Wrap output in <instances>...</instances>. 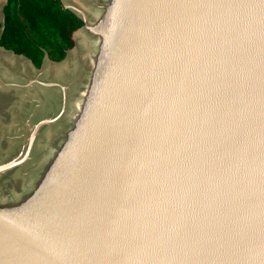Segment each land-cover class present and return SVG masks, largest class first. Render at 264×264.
Returning <instances> with one entry per match:
<instances>
[{
    "label": "water",
    "instance_id": "1",
    "mask_svg": "<svg viewBox=\"0 0 264 264\" xmlns=\"http://www.w3.org/2000/svg\"><path fill=\"white\" fill-rule=\"evenodd\" d=\"M115 4L95 29L102 91L64 159L0 208V264H264V0Z\"/></svg>",
    "mask_w": 264,
    "mask_h": 264
},
{
    "label": "rangeland",
    "instance_id": "2",
    "mask_svg": "<svg viewBox=\"0 0 264 264\" xmlns=\"http://www.w3.org/2000/svg\"><path fill=\"white\" fill-rule=\"evenodd\" d=\"M78 1L84 9L79 10V16L74 13L82 20L86 19L88 28L81 31L82 34L76 35L78 47L68 53L66 71L62 68L64 65H53L47 69L48 74L41 81H26L23 86L17 87V110L20 112L22 109L24 120L31 115L32 124L25 126V136L33 135L37 129V138L43 139V147H33L29 158L21 167L0 177V208L22 204L58 161L62 157L64 159L65 150H70L73 144L75 146L76 138L72 135L73 132L82 131L85 118L91 115L93 92L97 94L104 86V79L98 81L96 77L101 60L108 52L106 46L110 41V28L106 26L109 23H104L100 34H97L95 29L99 30L103 25L108 11L116 6L115 0ZM64 2L66 3L65 0ZM116 49L117 47H112L110 55L114 56ZM46 98L50 100L48 103L45 102ZM38 118L41 121L55 119L50 124L37 128ZM18 144V149L0 148V165L20 156L22 148L19 147L23 143L19 141ZM76 148L74 147V153L79 150ZM13 149L15 150L11 152Z\"/></svg>",
    "mask_w": 264,
    "mask_h": 264
},
{
    "label": "trees",
    "instance_id": "3",
    "mask_svg": "<svg viewBox=\"0 0 264 264\" xmlns=\"http://www.w3.org/2000/svg\"><path fill=\"white\" fill-rule=\"evenodd\" d=\"M2 13L0 46L24 55L37 69L45 54L54 63L63 61L74 47L73 34L83 27L62 0H7Z\"/></svg>",
    "mask_w": 264,
    "mask_h": 264
},
{
    "label": "crops",
    "instance_id": "4",
    "mask_svg": "<svg viewBox=\"0 0 264 264\" xmlns=\"http://www.w3.org/2000/svg\"><path fill=\"white\" fill-rule=\"evenodd\" d=\"M65 1L66 3L63 0L64 4L69 6L70 9H74L72 11L76 14H78V10L84 9L82 8V5L78 0ZM6 2L7 0H0V30H2L3 28L2 23L4 16L2 10ZM86 28H88V25L81 27L79 30H77V32L73 34L75 45L74 48L78 47V40L76 39V35L78 36L79 33L81 31H85ZM73 49H71L70 51H72ZM70 51H68V53ZM68 58L69 54L66 58L67 60H65L68 61ZM61 62L54 63L52 61H47L44 56L42 67L40 69H37L33 65L32 61L24 55L15 53L11 50H6L0 46V148L18 147L19 141H22L23 143L19 148H24L26 147V143L31 139V136H25V126H29V124H32L31 115H29V118L27 120H24L25 116H23L21 112L22 109L20 112H18L19 109L17 110L16 106V100H18L16 96L18 95V92L16 94V91L18 89L17 87L23 86L26 81H29L30 83L35 79H37V81H41L44 76H47V69L50 66L55 65L56 67L57 65H60ZM45 100V102L47 103L50 101L47 98ZM40 122L41 119L38 120V123ZM37 136L38 134L33 139L31 148L35 147L34 143L38 141L37 139L40 140L38 142H43V139L37 138Z\"/></svg>",
    "mask_w": 264,
    "mask_h": 264
},
{
    "label": "flooded vegetation",
    "instance_id": "5",
    "mask_svg": "<svg viewBox=\"0 0 264 264\" xmlns=\"http://www.w3.org/2000/svg\"><path fill=\"white\" fill-rule=\"evenodd\" d=\"M67 60V59H66ZM63 61V62H61V64L60 65H64L62 68L64 69V71H66L65 69L67 68V67H65V64H67V61ZM68 63H72V62H68ZM71 70V69H70ZM70 70H68V72L70 71ZM47 135V134H46ZM38 141H40V140H38ZM36 142L37 144H35V147L37 148V147H43V145L41 144L42 142ZM12 148H15V149H18V147H12ZM15 149H13L11 152H13ZM20 149V148H19ZM33 149V148H32ZM31 149V150H32Z\"/></svg>",
    "mask_w": 264,
    "mask_h": 264
}]
</instances>
